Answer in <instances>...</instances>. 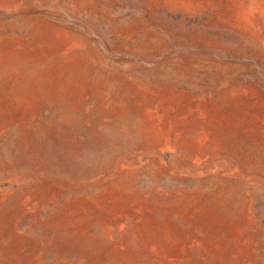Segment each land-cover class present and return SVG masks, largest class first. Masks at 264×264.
<instances>
[{"label": "rangeland", "instance_id": "obj_1", "mask_svg": "<svg viewBox=\"0 0 264 264\" xmlns=\"http://www.w3.org/2000/svg\"><path fill=\"white\" fill-rule=\"evenodd\" d=\"M0 264H264V0H0Z\"/></svg>", "mask_w": 264, "mask_h": 264}]
</instances>
